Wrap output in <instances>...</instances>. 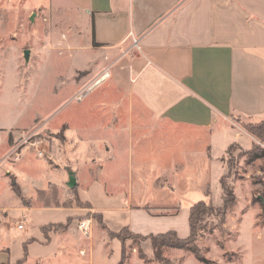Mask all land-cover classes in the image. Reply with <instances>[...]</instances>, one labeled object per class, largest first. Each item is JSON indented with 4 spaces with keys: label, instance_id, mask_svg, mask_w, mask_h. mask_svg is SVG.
Instances as JSON below:
<instances>
[{
    "label": "rangeland",
    "instance_id": "1",
    "mask_svg": "<svg viewBox=\"0 0 264 264\" xmlns=\"http://www.w3.org/2000/svg\"><path fill=\"white\" fill-rule=\"evenodd\" d=\"M48 3L0 0V264H119L121 243L113 234L128 225L142 234L153 227L160 232L175 227L179 237H186L188 211L183 215L182 209L203 200L205 192L176 195L173 201L180 210L145 206L127 211L129 204L147 205L153 196L135 192L129 197L118 190L117 182L109 192L102 183L99 160H89V138L99 147L107 136L100 126L107 119H117L120 128L152 117L138 102L131 111L125 91L114 87L110 76L82 101L74 98L101 75L96 77L89 64L101 63L103 58L89 51L88 27L80 17L61 13ZM117 69L109 66L112 75ZM233 121L252 140L247 149L235 144L222 159L221 180L233 195V206L220 215L226 192L212 180L206 203L215 212L203 218L184 249L175 248L176 241L170 239L173 247H162L157 258L151 240L126 238L121 264H264V160L251 161L248 156L264 150V124ZM65 124L71 145L64 138ZM58 144L60 156L54 155ZM67 166L76 174L74 189L63 182L64 176L68 178L63 170ZM12 182L17 183L21 199L12 190ZM109 193L114 195L108 199ZM168 198V193H160L154 202L164 204ZM37 201L42 205L35 206ZM22 206L29 209L22 212ZM178 210L177 215L163 216ZM23 214L27 223L18 230ZM83 222L88 225L87 236L79 228ZM85 240L93 241V255L82 247Z\"/></svg>",
    "mask_w": 264,
    "mask_h": 264
},
{
    "label": "crops",
    "instance_id": "2",
    "mask_svg": "<svg viewBox=\"0 0 264 264\" xmlns=\"http://www.w3.org/2000/svg\"><path fill=\"white\" fill-rule=\"evenodd\" d=\"M48 4L80 17L88 27L89 51L103 58L101 63L91 61L89 69L93 67L97 77L105 68L118 66L114 75L110 72L112 84L125 91L131 111L138 102L152 117L120 128L117 119H107L100 126L107 136L99 147L89 138V160H99L104 186L111 192L117 182L118 190L129 197L135 192L153 196L152 203L129 204L127 211L145 206L179 208L175 196L189 195L190 190L205 192L200 201H206L212 180L220 183L224 174L222 159L228 148L252 145L233 119L264 123V0H49ZM65 127L64 138L71 145ZM60 147H54V155L60 156ZM68 168H63L66 176ZM164 176L166 181L160 183ZM63 180L67 185L68 178ZM160 193H168L169 202H154ZM113 195L109 193L108 199ZM35 197H30L33 202ZM189 208L182 209L183 215L188 211L187 221ZM179 210L163 216L177 215ZM153 229L143 234L131 230L142 235L163 233ZM82 247L93 255V241L85 240Z\"/></svg>",
    "mask_w": 264,
    "mask_h": 264
},
{
    "label": "trees",
    "instance_id": "3",
    "mask_svg": "<svg viewBox=\"0 0 264 264\" xmlns=\"http://www.w3.org/2000/svg\"><path fill=\"white\" fill-rule=\"evenodd\" d=\"M234 145L235 144L231 145L228 148L227 153ZM248 156L250 157L251 161L264 160V150H258V152L251 153ZM220 184L222 185V189L226 192V198L223 202L222 211L219 212L221 216H224L226 211H228L229 208L233 206L234 199L232 193L226 190L224 182H222V180L220 181ZM11 186H12V190L17 195V197L21 199L22 197L21 192L19 190V187L16 185V183L12 182ZM213 211L215 212V210L208 203H206V201H199L193 204L189 208V214H188L189 234L184 238H180L177 235V233L172 230L163 233L142 235V234L134 233L129 227L121 228V230H119L118 232H114L113 234L114 238L118 239L121 243V260L119 264H121L126 257L125 248H124V240L126 238L132 239V237L135 238L142 237L151 240L154 256L159 258L160 249L162 247H173L172 244L169 242L170 239H174L176 241V245L174 246L175 248L184 249V245L192 240L194 233L197 231V227L199 226L203 218ZM190 251L196 255V251L194 250H190Z\"/></svg>",
    "mask_w": 264,
    "mask_h": 264
},
{
    "label": "built area",
    "instance_id": "4",
    "mask_svg": "<svg viewBox=\"0 0 264 264\" xmlns=\"http://www.w3.org/2000/svg\"><path fill=\"white\" fill-rule=\"evenodd\" d=\"M133 46L134 48H138L136 41L134 40L133 42ZM110 76V72H109V67L105 68L101 75L99 77H97L95 80H93L90 84H87L86 86H84L82 89H80L77 94L75 95V99L77 101H82L83 99L86 98V96L89 94V92L91 90H93L95 87L99 86L100 84H102L106 79H108ZM37 143H31V146L36 145ZM38 156L42 157V153H38ZM27 223V218L25 216H22V219L20 220V222L16 225V228L18 230H23L25 228V225ZM79 228L81 230V232L87 236L88 234V225L86 222H83L79 225Z\"/></svg>",
    "mask_w": 264,
    "mask_h": 264
},
{
    "label": "water",
    "instance_id": "5",
    "mask_svg": "<svg viewBox=\"0 0 264 264\" xmlns=\"http://www.w3.org/2000/svg\"><path fill=\"white\" fill-rule=\"evenodd\" d=\"M24 59H25V61L28 60V51H27V50L24 52ZM67 187H68L69 189H74V188L76 187V179H75V175H74L72 172H70V173L68 174Z\"/></svg>",
    "mask_w": 264,
    "mask_h": 264
}]
</instances>
